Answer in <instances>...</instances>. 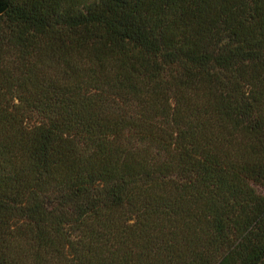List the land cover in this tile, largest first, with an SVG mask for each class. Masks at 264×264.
<instances>
[{"label":"trees","instance_id":"1","mask_svg":"<svg viewBox=\"0 0 264 264\" xmlns=\"http://www.w3.org/2000/svg\"><path fill=\"white\" fill-rule=\"evenodd\" d=\"M264 264V0H0V264Z\"/></svg>","mask_w":264,"mask_h":264},{"label":"rangeland","instance_id":"2","mask_svg":"<svg viewBox=\"0 0 264 264\" xmlns=\"http://www.w3.org/2000/svg\"><path fill=\"white\" fill-rule=\"evenodd\" d=\"M42 255L46 264H64L63 263V250L56 244L45 245Z\"/></svg>","mask_w":264,"mask_h":264}]
</instances>
